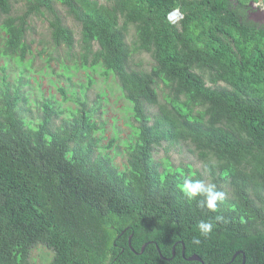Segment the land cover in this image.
Returning a JSON list of instances; mask_svg holds the SVG:
<instances>
[{"label": "trees", "instance_id": "1", "mask_svg": "<svg viewBox=\"0 0 264 264\" xmlns=\"http://www.w3.org/2000/svg\"><path fill=\"white\" fill-rule=\"evenodd\" d=\"M23 1L13 13V0H0V56L22 63L30 20L44 14L54 45L73 50L60 2L81 25V65L117 79L136 124L120 169L104 151L116 138L100 144L97 109L78 99L61 117L48 99L33 124L23 85L3 75L0 264H33L37 244L54 252L50 264H201L187 260L192 254L204 264H264V25L245 14L250 0ZM177 8L184 17L174 23L168 14ZM138 51L151 54V68L133 67ZM181 143L192 145L202 169L171 162L170 146ZM189 180L225 193L217 211L184 196ZM201 220L214 232L197 245Z\"/></svg>", "mask_w": 264, "mask_h": 264}, {"label": "rangeland", "instance_id": "2", "mask_svg": "<svg viewBox=\"0 0 264 264\" xmlns=\"http://www.w3.org/2000/svg\"><path fill=\"white\" fill-rule=\"evenodd\" d=\"M107 3V0H99ZM66 25L71 27L75 35V46L70 52L65 46H55L50 35L48 15H35L30 23L34 33L28 35L32 41L31 52L26 59L20 63L15 58L0 56V82L3 75L12 85L22 84V90L28 95L29 112L26 117L36 124L42 113L43 101L52 99L62 110L61 117H67L72 111L80 107L78 99L85 100L88 109H97L94 117L104 127L98 131L102 136L100 144L108 145L113 140L111 148L105 147L104 151L113 156L114 162L120 169L126 165L125 142L133 132V125L136 124L132 117L130 107L132 105L124 96L117 79L111 75H103L102 69L92 70L90 67L81 65L80 32L81 25L67 12V8L60 2L55 3ZM23 0H13V13H20L24 10ZM128 41L132 42L133 28L129 29ZM3 46V37L0 34V48ZM97 47V45H96ZM133 67L151 68L153 62L151 54L147 51L133 52L131 61ZM140 63V66L137 65ZM6 64V70L1 66ZM23 76L20 83L19 78ZM71 76V78H68ZM89 77L93 81L90 82ZM60 87L65 89V94ZM100 106V108H98ZM60 119L56 120V125ZM166 143L157 147L155 157L163 158ZM116 148L119 150L116 153ZM192 145L181 143L170 146L168 155L173 164L191 163L194 168L202 169L196 155L192 152ZM54 252L43 244H37L31 251V262L33 264H50Z\"/></svg>", "mask_w": 264, "mask_h": 264}, {"label": "clouds", "instance_id": "3", "mask_svg": "<svg viewBox=\"0 0 264 264\" xmlns=\"http://www.w3.org/2000/svg\"><path fill=\"white\" fill-rule=\"evenodd\" d=\"M181 190L189 201L196 200L197 197H203V199L198 201V206L207 208L213 212L217 211L218 202H222L225 199V193L218 191L215 184L206 185L200 180L185 181ZM216 219L219 221L222 217L218 216ZM197 231L199 235L193 236L192 242L198 245L201 243V237L207 239L213 234L214 223L212 221L201 220L198 223Z\"/></svg>", "mask_w": 264, "mask_h": 264}, {"label": "flooded vegetation", "instance_id": "4", "mask_svg": "<svg viewBox=\"0 0 264 264\" xmlns=\"http://www.w3.org/2000/svg\"><path fill=\"white\" fill-rule=\"evenodd\" d=\"M235 2V1H234ZM236 3V2H235ZM245 14L247 17L258 24L264 25V23L255 20L254 18L260 15L264 11V0H250L247 4H245ZM169 19L174 18L172 22L176 23L180 21L184 17V13L180 8L172 10L168 14Z\"/></svg>", "mask_w": 264, "mask_h": 264}, {"label": "water", "instance_id": "5", "mask_svg": "<svg viewBox=\"0 0 264 264\" xmlns=\"http://www.w3.org/2000/svg\"><path fill=\"white\" fill-rule=\"evenodd\" d=\"M173 19H174V18H171L172 21H173ZM254 19L257 20V21H260V22L264 23V11H263L262 13H260V15H259L258 17L256 16ZM148 243H149V242H146V243L143 244L142 249H141V252L144 251V249H145V247H146V245H147ZM129 244L131 245V235L129 236ZM173 253L175 254V245L173 246ZM184 253H185V252L183 251V254H184ZM238 253H240V251H237V252L234 254V257H235ZM160 255H161L162 258L169 259V258L165 257V256H164L163 254H161V253H160ZM187 260H189V261H199V262H201V264H204L203 259H202L198 254H192V255L188 256V257H187ZM243 264H244V262H243Z\"/></svg>", "mask_w": 264, "mask_h": 264}]
</instances>
